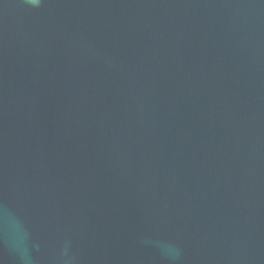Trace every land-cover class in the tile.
I'll return each instance as SVG.
<instances>
[{
	"label": "water",
	"instance_id": "obj_1",
	"mask_svg": "<svg viewBox=\"0 0 264 264\" xmlns=\"http://www.w3.org/2000/svg\"><path fill=\"white\" fill-rule=\"evenodd\" d=\"M0 264H264V0H0Z\"/></svg>",
	"mask_w": 264,
	"mask_h": 264
}]
</instances>
